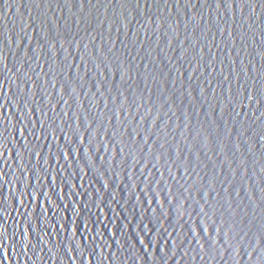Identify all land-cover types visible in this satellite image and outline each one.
Returning a JSON list of instances; mask_svg holds the SVG:
<instances>
[{"label": "water", "instance_id": "obj_1", "mask_svg": "<svg viewBox=\"0 0 264 264\" xmlns=\"http://www.w3.org/2000/svg\"><path fill=\"white\" fill-rule=\"evenodd\" d=\"M0 264H264V0H0Z\"/></svg>", "mask_w": 264, "mask_h": 264}]
</instances>
